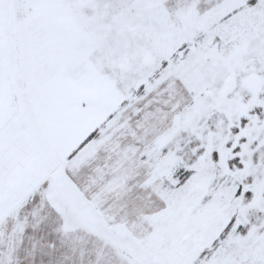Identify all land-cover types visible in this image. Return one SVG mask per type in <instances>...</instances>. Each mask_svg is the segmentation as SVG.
<instances>
[{
    "label": "snow or ice",
    "instance_id": "obj_1",
    "mask_svg": "<svg viewBox=\"0 0 264 264\" xmlns=\"http://www.w3.org/2000/svg\"><path fill=\"white\" fill-rule=\"evenodd\" d=\"M0 264H264V0H0Z\"/></svg>",
    "mask_w": 264,
    "mask_h": 264
}]
</instances>
